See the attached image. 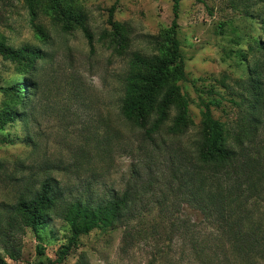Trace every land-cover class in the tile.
Listing matches in <instances>:
<instances>
[{
    "label": "rangeland",
    "instance_id": "374dc122",
    "mask_svg": "<svg viewBox=\"0 0 264 264\" xmlns=\"http://www.w3.org/2000/svg\"><path fill=\"white\" fill-rule=\"evenodd\" d=\"M62 3L84 21L91 42L75 21L65 29L48 1L32 16L26 0H0V40L41 55L31 70L0 55V115L20 113L0 130V251L12 235L21 247L17 260L7 256L9 264L56 260L71 237L68 205L80 198L96 204L111 193L129 195L121 221L80 236L59 264H264V0H180L189 126L169 132L173 109L153 138L125 120L122 100L132 55L159 53L174 0ZM111 11L124 26L120 42L110 36ZM24 78L31 86L20 104L1 87ZM216 95L225 101L212 112L234 151L226 186L239 183L238 191H224L223 215L183 192L193 188L186 172L198 161L202 101ZM47 178L55 180L58 198L37 239L11 206L35 195Z\"/></svg>",
    "mask_w": 264,
    "mask_h": 264
},
{
    "label": "trees",
    "instance_id": "16d2710c",
    "mask_svg": "<svg viewBox=\"0 0 264 264\" xmlns=\"http://www.w3.org/2000/svg\"><path fill=\"white\" fill-rule=\"evenodd\" d=\"M26 1L32 16L36 15L37 4L42 1L50 2L56 18L65 29L71 28L72 21H75L84 28L91 42V35L84 21L80 16L76 17L71 9L65 7L62 0ZM197 1L202 2L203 0ZM173 12L174 19L171 29L159 44V53L145 56L135 52L132 55L130 71L126 78L121 114L126 121L144 130L148 138H153V134L170 120L173 109L176 110V114L168 128L169 132L182 134L189 126V100L183 93L181 84L187 80V75L181 43L177 36L180 0H174ZM109 22L113 27L110 33L111 38L120 42L124 26L113 20V11H111ZM225 26L226 22H223L220 32ZM0 55L6 60L22 63L27 70H31L36 59L41 56L40 51L35 47H14L7 44L5 40H0ZM30 86L24 78L10 86L1 87V90L5 94L13 93L16 102L24 104V99L29 95ZM224 101L225 97L222 95H216L208 102L202 101L205 110L201 131L202 141L198 146V161L193 165L194 171L190 169L186 172L190 176L188 181L192 183L193 188L190 191H183L189 202L195 203L201 199L197 204L201 209L205 210L207 206L219 215L226 212L228 205L229 197L224 191H238L239 189L236 179L228 187L226 186L232 179H229L230 175L226 167L232 163L234 151L229 145V135L224 125L215 118L212 112V107H219ZM19 115L20 113L14 109L3 111L0 115V130H3L9 122L15 121ZM1 142L9 143L10 141L1 139ZM203 169L210 170V173L206 176L201 174ZM192 174L197 178H192ZM188 181H184L182 188L186 187ZM56 192L55 180L47 178L35 195L31 197L21 195L17 203L11 206L14 212L12 216L16 214L21 216L23 226L31 228L37 239L41 236L40 230L47 223L51 210L56 206L58 198ZM128 198V193L122 196L111 193L110 197L101 199L96 204L82 198L72 201L64 214V219L70 225L71 237L59 249L58 258L50 264L62 263L80 236L87 235L94 229L113 227L121 221ZM204 198L207 199L205 203H203ZM12 236L4 242V253L0 251V264H9L7 256L12 260H17L20 256L21 247L16 237ZM37 248L42 254L43 247L38 245ZM245 249L250 250V247L246 246Z\"/></svg>",
    "mask_w": 264,
    "mask_h": 264
}]
</instances>
